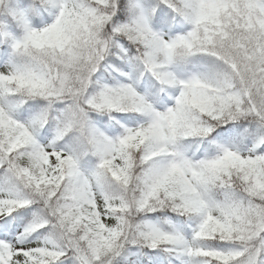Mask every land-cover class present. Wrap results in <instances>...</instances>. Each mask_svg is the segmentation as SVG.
I'll list each match as a JSON object with an SVG mask.
<instances>
[{
    "label": "snow or ice",
    "instance_id": "obj_1",
    "mask_svg": "<svg viewBox=\"0 0 264 264\" xmlns=\"http://www.w3.org/2000/svg\"><path fill=\"white\" fill-rule=\"evenodd\" d=\"M0 264H264V0H0Z\"/></svg>",
    "mask_w": 264,
    "mask_h": 264
}]
</instances>
